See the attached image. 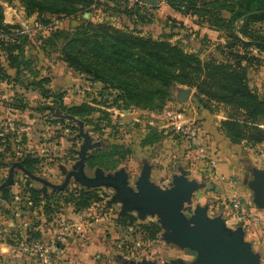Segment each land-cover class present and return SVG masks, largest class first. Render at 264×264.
<instances>
[{"label":"rangeland","instance_id":"rangeland-1","mask_svg":"<svg viewBox=\"0 0 264 264\" xmlns=\"http://www.w3.org/2000/svg\"><path fill=\"white\" fill-rule=\"evenodd\" d=\"M0 6L3 23L15 27L8 33L27 37L17 76L0 46V264H210L208 240L179 241L164 223L162 237L149 241L135 234L136 225H117L120 208L113 205L112 181H126L129 192H142L143 183H134L139 174L150 175L158 188L173 189L168 198L175 201L181 224L193 225L195 212L205 228L235 242L242 255L234 264H264V144L233 145L219 133L220 121L233 113L230 107L210 103L206 108L194 88L179 84L172 85L158 110L125 107L115 91L62 60L63 38L43 44L55 30L70 33L88 20L168 41L202 60L220 59L231 41L226 31L217 37L201 34L197 17L174 13L166 0H94L83 14L43 18L27 15L19 0H0ZM249 28L264 34V23ZM12 35L0 33V43ZM237 49L252 57L249 86L264 101V53L253 46ZM38 83L62 94L65 110L86 104L92 113L67 118L63 110L57 116ZM183 91H189L186 101L180 100ZM177 129H195L198 142ZM115 147L124 155L121 160ZM225 148L235 151L236 165L222 178L214 155ZM25 159L34 161L31 170ZM72 189L97 191L99 201L76 211L63 196ZM234 196L248 208L244 217L230 209ZM80 223L83 230L75 228ZM38 244L47 252H36Z\"/></svg>","mask_w":264,"mask_h":264},{"label":"trees","instance_id":"trees-1","mask_svg":"<svg viewBox=\"0 0 264 264\" xmlns=\"http://www.w3.org/2000/svg\"><path fill=\"white\" fill-rule=\"evenodd\" d=\"M27 15L45 14L74 16L88 12L94 0H19ZM175 11L197 17L199 26L206 25L216 31H226V43L220 51V59L207 57L200 59L193 53L185 52L180 46L168 41L141 36L133 30H121L107 24H92L83 20L82 24L70 33L55 30L49 41L63 38L60 48L62 60L80 74L99 83L104 90L116 92V101L124 106L155 111L162 107L170 95L172 85L179 84L194 88L195 95L208 104L217 103L230 107L233 113L220 121L219 131L233 145L254 147L264 144V101L257 89L248 82V68L253 64L252 57L237 49L254 47L264 53V34L250 30L251 23H264V0H166ZM228 15V19L224 16ZM244 17V18H243ZM243 18V19H242ZM3 9L0 6V33L7 35L15 27L4 24ZM47 24L48 21L41 19ZM241 35L243 39L237 36ZM25 35H12V39L0 43L5 53V61L10 69L19 74L24 64ZM0 64V78L4 77ZM41 94L51 98L55 105L53 112L58 115L66 108L61 106L62 94L48 92L43 87ZM62 107V108H61ZM88 105L81 104L68 108L66 116L85 118L92 113ZM60 112V113H59ZM153 130V129H152ZM152 141H146L150 144ZM115 153L121 160L124 155ZM113 156L114 153H107ZM106 156V155H105ZM34 161L24 160L26 169L33 168ZM62 194V192H60ZM64 198L73 202L76 211L98 202L97 191L72 189L64 191ZM50 198V197H49ZM46 207L44 204L43 208ZM118 225H136L133 216L119 215ZM137 232L144 240L153 241L160 232L155 223L138 224Z\"/></svg>","mask_w":264,"mask_h":264},{"label":"crops","instance_id":"crops-1","mask_svg":"<svg viewBox=\"0 0 264 264\" xmlns=\"http://www.w3.org/2000/svg\"><path fill=\"white\" fill-rule=\"evenodd\" d=\"M169 8L174 13H177L171 7H169ZM224 17H225V19H228V15H226ZM197 28H198V30H200L199 32L201 34H204V35H206L208 37L209 36L210 37H214V36L217 37L218 34H220V32H218V31H216L214 29L208 28V26H206V25L197 26ZM219 133H221V132H219ZM226 143L227 144H225V145L228 146L229 142L226 141ZM227 151H229V153ZM233 151L234 150L232 148H230L229 150H226V148H225L224 151L220 152L219 154H215L214 155V158L216 159V162H217L216 163L217 172H218V174H220V176L222 178L224 176L229 175L230 172H232V170H233L232 167L235 168V165H236L235 164V160L236 159H235V156L232 153ZM211 156H213V154ZM248 174L250 175V173L246 172L245 176L246 175L248 176ZM138 182L143 183L142 187L144 189L142 190V192H139V191L134 192L131 189L130 193L132 194L133 197H135L137 199H140L142 201H148L149 202V201H152V199L156 200V199L166 198L170 194H173V192H174L173 189L167 188V190H165L161 186L158 188V185L155 184L151 180L150 175H145V174L140 175L139 174V176L136 178L134 183L137 184ZM122 187L127 189L128 187H130V185L126 184V181H122V180L115 181L114 180V182H113L114 204L113 205H118L119 206V208H120L119 211H118L119 215L129 214V215L133 216L135 218V220H136V225H138V224L155 223L156 225H158L160 227V232H159L158 235L160 237H162L163 233L166 232V230L164 229V225H163V217H165L166 208L163 205H156V206L149 207V206H143V205H140L138 203L132 202V201L128 200L124 196L123 191H122ZM139 193H142L144 196L139 195ZM231 193L234 194V191H232ZM195 214H197V213L194 212V215ZM93 224H91V223L88 224L86 226L87 229L90 226H93ZM117 225H118V223H117ZM188 226L191 227L193 225H188ZM84 227L85 226H81V223H80L78 225V227H75V228L83 230ZM137 229L135 231L136 235H138ZM69 241H71V239H69Z\"/></svg>","mask_w":264,"mask_h":264},{"label":"water","instance_id":"water-1","mask_svg":"<svg viewBox=\"0 0 264 264\" xmlns=\"http://www.w3.org/2000/svg\"><path fill=\"white\" fill-rule=\"evenodd\" d=\"M244 18V17H243ZM242 18V19H243ZM189 96V91H183L180 96L181 101H186ZM72 174V173H71ZM68 182V175L66 176L65 183ZM84 182V183H83ZM114 182V181H112ZM64 183V184H65ZM83 185L88 186L85 181L80 182ZM124 196L135 203L143 206H156L163 205L166 208L165 217H163V225L170 230V234L178 236L179 241L183 240L189 244L194 245L196 240H208L212 246L210 248L211 257L210 264H234V261L241 257V251L235 250V242H231V239L224 235H221L216 229L205 228L201 221L200 216L196 214L193 226L189 227L188 224H181L177 216V206L173 198L152 199V201H142L132 196V194L124 187H122ZM190 241V242H189ZM198 247V245H196Z\"/></svg>","mask_w":264,"mask_h":264},{"label":"built area","instance_id":"built-area-1","mask_svg":"<svg viewBox=\"0 0 264 264\" xmlns=\"http://www.w3.org/2000/svg\"><path fill=\"white\" fill-rule=\"evenodd\" d=\"M177 130L181 131L182 133L190 137V139L193 142H198V131L196 132L195 129H177ZM229 205H230V209L237 215V217H244L245 215L248 214V208L240 197L234 196L230 198ZM34 250L36 252H41V253L47 252V248H45L41 244H38L37 247H34Z\"/></svg>","mask_w":264,"mask_h":264}]
</instances>
